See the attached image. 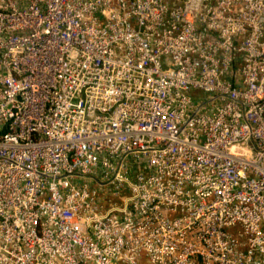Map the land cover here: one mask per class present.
Instances as JSON below:
<instances>
[{"label":"built area","instance_id":"built-area-1","mask_svg":"<svg viewBox=\"0 0 264 264\" xmlns=\"http://www.w3.org/2000/svg\"><path fill=\"white\" fill-rule=\"evenodd\" d=\"M0 264H264V0H0Z\"/></svg>","mask_w":264,"mask_h":264}]
</instances>
